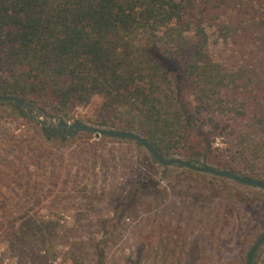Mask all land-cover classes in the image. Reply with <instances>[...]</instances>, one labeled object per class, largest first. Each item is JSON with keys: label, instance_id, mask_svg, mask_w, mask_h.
<instances>
[{"label": "trees", "instance_id": "16d2710c", "mask_svg": "<svg viewBox=\"0 0 264 264\" xmlns=\"http://www.w3.org/2000/svg\"><path fill=\"white\" fill-rule=\"evenodd\" d=\"M212 39V44L229 47L233 59H216ZM242 39L264 60V0H0V65L7 73L0 78V93L68 119L75 107L88 106L98 96L102 104L91 120L97 125L132 129L166 157L208 156L264 182V63L243 56L237 49ZM20 118L53 148L77 136L67 129L46 131L20 104L0 102V121ZM85 138L82 151L89 154L73 166L77 173L68 174L72 178L100 163L107 168V159L97 155L101 144L124 143L138 154L134 160V150L126 152L132 176L110 202L111 215L93 247L96 258L89 262L107 264L108 249L129 215L144 198L160 194L156 162L131 141ZM218 139L236 149L229 160H217ZM50 173L55 176L54 170ZM232 189L243 204L253 200ZM19 220L1 230L12 254L29 264L55 261L63 224L38 214ZM70 239L64 245L76 248ZM250 250L241 264H248ZM70 258L84 264L73 251Z\"/></svg>", "mask_w": 264, "mask_h": 264}, {"label": "rangeland", "instance_id": "374dc122", "mask_svg": "<svg viewBox=\"0 0 264 264\" xmlns=\"http://www.w3.org/2000/svg\"><path fill=\"white\" fill-rule=\"evenodd\" d=\"M190 40L196 42L194 35ZM213 42L212 39L210 50L216 59H233L228 53L229 47ZM237 49L253 64L255 61L264 63L263 53L255 49L254 54L247 39H242ZM1 67L0 78L7 74ZM101 104L102 99L96 96L90 105L75 107L73 119H65L108 127L91 121L96 118ZM25 112L28 114V110ZM37 114L41 119L49 118L52 123H58L59 117L42 111ZM85 136H92L91 142L99 140L92 134L78 133L65 145L53 148L41 143L35 127L23 118L0 121V264H29L12 254L1 233L9 222H20L26 214L52 218L64 226L58 240V257L49 264H73L72 251L84 264L95 260L93 247L100 240L102 223L111 215L110 202L121 194L123 185L132 176L126 152L134 150V160H138V154L124 143L101 144L96 151L98 157L107 159V168L100 163L95 172L93 169L88 173L84 171L78 179L72 178L68 174L74 176L75 168L81 165L79 161H85L89 154L82 151L86 149L83 148ZM214 148L219 156L217 160L221 161L229 160L236 151L223 139H218ZM110 160L117 163L108 165ZM202 164L230 170L210 161L208 156L196 159V166ZM155 166L160 194L144 198L137 211L129 215L108 249L107 264H241L243 256L264 234V190L204 173L201 175L213 181L193 178L183 166L164 167L157 163ZM26 168L31 175L26 173ZM51 170L55 176H51ZM232 188L245 192L253 200L243 204L231 195ZM68 238L77 243L76 248L64 245ZM263 261L264 247L255 257L256 264Z\"/></svg>", "mask_w": 264, "mask_h": 264}, {"label": "water", "instance_id": "95a60500", "mask_svg": "<svg viewBox=\"0 0 264 264\" xmlns=\"http://www.w3.org/2000/svg\"><path fill=\"white\" fill-rule=\"evenodd\" d=\"M0 102L3 103L15 102L20 104L24 109L28 110L27 115L30 116L33 120L37 121L42 127L45 128L46 131H49L51 129L52 130L67 129V130H73L77 134L78 133L92 134L95 136L96 139L105 137L110 139L131 141L133 143L139 144L141 148H143L150 155V157L154 160V162H156L161 166L164 167H171L176 165L183 166L185 168H190L200 173L213 175L218 178H225L238 184H244L249 187H254L264 190V182L249 179L245 176H242L230 170H219L217 168L205 164H202L201 166H196L195 165L196 160H190V159L185 160L177 157H166L160 151H158L147 138H145L142 134L132 129L99 127V126L86 124L82 121L69 122L63 117H59L58 123H52L51 119L49 118L41 119L37 114V111L39 112L40 110L18 96L5 95L1 93ZM263 247H264V234L260 236L252 246L249 254L248 264H253L257 252Z\"/></svg>", "mask_w": 264, "mask_h": 264}]
</instances>
